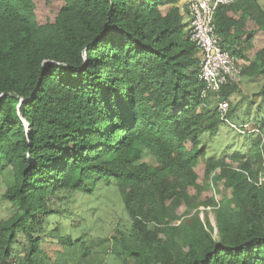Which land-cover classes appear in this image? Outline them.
I'll return each mask as SVG.
<instances>
[{"label": "trees", "instance_id": "1", "mask_svg": "<svg viewBox=\"0 0 264 264\" xmlns=\"http://www.w3.org/2000/svg\"><path fill=\"white\" fill-rule=\"evenodd\" d=\"M51 1L0 0V264H264V116L229 122L237 86L200 80L179 0H58L40 22ZM257 32L258 0L216 9L219 46L264 98ZM216 96L250 137L231 154L204 149L224 123ZM109 189L128 223L103 237L88 201Z\"/></svg>", "mask_w": 264, "mask_h": 264}, {"label": "rangeland", "instance_id": "2", "mask_svg": "<svg viewBox=\"0 0 264 264\" xmlns=\"http://www.w3.org/2000/svg\"><path fill=\"white\" fill-rule=\"evenodd\" d=\"M258 4L261 8L264 9V0H258ZM61 2L58 0H53L48 6H45L42 2L38 3L36 9V15L40 22H44L45 16L53 18L55 13L60 8ZM178 5L180 8H183V1L179 0ZM186 21V19H184ZM252 51L249 53V58H252L254 53L262 48H264V32H257L253 38L252 42ZM239 65L242 69L247 65L244 61L240 60ZM261 83L257 82L254 79H250L246 76L241 77V81L237 86V89L229 96V104L236 105V110L231 117H228L229 122L231 123H247L253 119L262 118L264 116V98L258 96ZM215 99L211 101L214 105ZM209 108H212L211 106ZM26 125L24 124V128ZM264 132V130H263ZM264 134V133H263ZM249 136H240L233 132L229 127L224 123H221L218 126L217 133L211 138V140L205 145L204 149L207 154H212L215 151L217 154H224L232 152V149L240 150V147L243 142L248 140ZM202 140H206V137H203ZM142 159H144L142 157ZM145 160V159H144ZM197 174L202 172V164H199L196 168ZM6 190L5 181L0 180V220H6L11 215V206L2 199V195ZM190 194L193 195L194 192L190 191ZM213 195L212 188L206 189L202 194V200L209 198ZM220 196L216 195V200H220ZM88 208L97 207L94 213L92 221L94 224H91L89 227H92L91 231L93 234H101L103 237H109L113 230L116 228H121L122 225H127L128 219L125 216L120 198L115 193V191L109 189L104 192V197L100 201H94V199L88 201ZM199 219L204 222V215L207 214L208 221L213 227V236L216 237V229L214 227V216L212 210H205L199 208ZM77 224V222H75ZM122 230V229H121ZM124 230V229H123ZM104 264H119L111 256H108Z\"/></svg>", "mask_w": 264, "mask_h": 264}, {"label": "built area", "instance_id": "3", "mask_svg": "<svg viewBox=\"0 0 264 264\" xmlns=\"http://www.w3.org/2000/svg\"><path fill=\"white\" fill-rule=\"evenodd\" d=\"M183 8L190 20V40L202 55L200 80L208 91L217 92L226 84L238 86L241 81L239 61L221 49L214 33V14L218 7L229 6L234 0H182ZM205 95V93H204ZM218 100L217 111L220 120L238 135H246L244 126L229 124L226 119L228 103ZM250 131L249 133H251Z\"/></svg>", "mask_w": 264, "mask_h": 264}]
</instances>
